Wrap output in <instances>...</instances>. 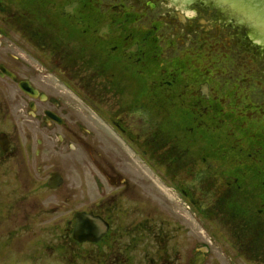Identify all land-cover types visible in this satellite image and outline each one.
<instances>
[{
  "label": "flooded vegetation",
  "instance_id": "flooded-vegetation-1",
  "mask_svg": "<svg viewBox=\"0 0 264 264\" xmlns=\"http://www.w3.org/2000/svg\"><path fill=\"white\" fill-rule=\"evenodd\" d=\"M157 3L0 0V156L27 195L0 224L6 212L15 237H57L72 264H264L259 66L239 64L211 10ZM52 145L82 153L78 181L50 165Z\"/></svg>",
  "mask_w": 264,
  "mask_h": 264
},
{
  "label": "rangeland",
  "instance_id": "rangeland-1",
  "mask_svg": "<svg viewBox=\"0 0 264 264\" xmlns=\"http://www.w3.org/2000/svg\"><path fill=\"white\" fill-rule=\"evenodd\" d=\"M258 96L259 98H257L256 101L258 103L263 102L264 93H260ZM85 113H88L89 115L85 117L84 123H86L90 128L100 129V127H105L101 120H98L97 118L94 120L91 118L96 116L94 115L95 113L93 111L86 109ZM90 114H93L94 116H90ZM5 126L6 124H0V129L5 128ZM25 127L26 125H24V123L20 126V139L26 142L27 137L25 135ZM50 156V165L60 167L61 170L63 169V172L66 176V182L72 183L79 180L78 176L82 171L76 170L79 161L77 157L82 156V153L78 155L74 150L69 151L67 146L65 148L55 149L52 145ZM0 160H2V162L0 161V166L5 167V169L0 171V207H2L3 212L7 208L11 207L16 201H20L19 199H25L27 195L22 184V181H24L22 178L23 175L21 174V170L16 167L15 159L6 160L5 157L0 156ZM54 160L55 163H52ZM34 165L36 166V163ZM50 165L49 168L45 166L43 169L44 172L41 173L43 174L42 177L44 180L46 179V176L48 177V171L53 168ZM34 181H36L35 186H37L39 180L35 179ZM67 186L68 185L65 187ZM16 198L17 200L14 202V199ZM51 203H53L52 197L50 199V204ZM3 215L4 217L2 218V224H0V229L2 230L0 232V263L12 264L13 261L17 260L16 262L18 264H65L66 261L72 264L71 262L75 260L73 259L74 256L70 255L72 254V251L70 250L71 248L69 246L67 252L66 248L64 249V252L62 251V254L59 252L57 237L28 236V234H26L24 231H18V236L15 237V231H13V233L9 232L11 229L16 228L15 221L10 219L6 220V218H10V213L5 212ZM52 220L53 217H50L47 222H52ZM39 221L41 222V220ZM39 221H34L35 229L41 225ZM200 223L195 221L196 232L201 228ZM18 225L20 226V230H25L27 228L30 229L28 222L26 221H19ZM13 241L16 242L17 247H12ZM81 257V264H98L99 258L94 253L83 252Z\"/></svg>",
  "mask_w": 264,
  "mask_h": 264
},
{
  "label": "water",
  "instance_id": "water-1",
  "mask_svg": "<svg viewBox=\"0 0 264 264\" xmlns=\"http://www.w3.org/2000/svg\"><path fill=\"white\" fill-rule=\"evenodd\" d=\"M160 7L159 12H170L174 7H177L182 13L191 15L192 6L200 7V9L211 10L206 16L209 19L210 29L216 33V28H221L220 23L224 24L221 31L218 30L220 37L225 38L228 36V41H233L239 45V49L242 51L243 56L239 61L243 68H246L250 62L253 66H259V86L264 85V32L258 31L256 27L262 26L260 22L264 19V14L261 12L264 9V2L257 1L252 2L250 0H243L244 9L236 8L235 3L231 0H155ZM233 1V0H232ZM260 2V3H258ZM255 6L254 8L249 5ZM248 6V7H246ZM261 7H263L261 9ZM255 8H258L257 10ZM253 9V11H252ZM165 11V12H164ZM259 21V23H258ZM227 25L228 27H226ZM257 25V26H256ZM257 27V28H258ZM264 28V27H263ZM231 30V32L229 30ZM21 86L29 91V87L26 84L21 83ZM60 181V180H59ZM85 227V220L79 222L77 230ZM82 239L94 240L91 236H86Z\"/></svg>",
  "mask_w": 264,
  "mask_h": 264
},
{
  "label": "snow or ice",
  "instance_id": "snow-or-ice-1",
  "mask_svg": "<svg viewBox=\"0 0 264 264\" xmlns=\"http://www.w3.org/2000/svg\"><path fill=\"white\" fill-rule=\"evenodd\" d=\"M262 2H264V0H262Z\"/></svg>",
  "mask_w": 264,
  "mask_h": 264
}]
</instances>
